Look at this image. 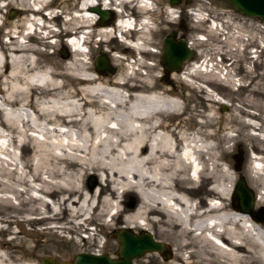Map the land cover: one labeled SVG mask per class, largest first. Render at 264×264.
Returning <instances> with one entry per match:
<instances>
[{
  "label": "bare ground",
  "instance_id": "1",
  "mask_svg": "<svg viewBox=\"0 0 264 264\" xmlns=\"http://www.w3.org/2000/svg\"><path fill=\"white\" fill-rule=\"evenodd\" d=\"M56 1L63 3V13L52 11L46 18L41 10L47 0H0V32L6 35L5 39L0 38V110L4 113L3 123H0V203L24 209V220L30 217L26 213L34 208L44 218L48 197L56 207L52 213L54 218L57 214L69 213L68 221L73 227L81 225V229L95 210L97 214H110V217L118 215L116 197L120 187L121 194L132 191L129 195L132 202L138 197L134 209L125 214V226L138 225L151 236L150 228L156 227L173 247L171 258L158 260L159 264H264L263 219L224 201L228 197L227 186H231L234 179L220 165L219 160H226L221 146L218 142H208L210 136L201 130L189 135L183 128H171L164 123L158 112L170 109L160 105V101L175 110L179 108L178 103L166 95V90H149L151 73L138 80L133 78L136 74L133 70L142 67L143 54L139 50L143 49L142 37L144 42H153L155 23L150 25L146 15L138 23L129 16L121 19L124 13L120 18H113L117 12L110 5H116L117 9L124 1L132 5L134 0H102L101 7L111 13L101 21L90 9L95 5L93 0H79L74 8L72 4L67 5L68 0ZM138 1L142 7L151 2ZM31 5H36L35 9ZM3 7L14 13L10 16L2 13ZM151 8L154 10L152 4ZM173 11L166 8L168 17H172ZM36 17L38 25L34 21ZM31 24L46 31L45 37L51 36L54 29L59 33L79 32L75 46L68 47L74 54L67 63L75 70L74 81L79 86L70 90L57 80L56 69L60 65L44 62L42 58L48 54L35 45L38 40L27 33ZM135 24L140 30L131 31L130 27L134 28ZM142 27L148 29L144 31ZM128 32L136 35V40L131 41L126 36ZM91 33L99 37V45H110L114 50H119L116 44L124 41L132 45L137 57L132 61L126 57L130 66L134 65L132 70L119 75L87 73L83 58L89 52H85L84 47ZM252 37L254 35L249 34V38ZM199 38L203 36L187 40V47L197 45ZM231 44L234 45V41ZM241 48L233 46L231 50L235 51L231 57L238 55ZM123 58L112 55L115 63H121ZM234 60L232 58L230 63ZM190 61L185 67L183 63L180 72H173L172 77L183 78L200 91L206 88L207 98L213 103L229 104L207 88L212 84L220 87L218 80L214 81L216 72L212 65ZM247 71L250 72L248 68ZM227 73L222 79L230 81ZM195 78L204 80V84L196 85ZM127 90L135 91L127 94ZM249 99L247 103H251ZM212 107L206 120L213 118ZM74 129L76 136L72 137L70 131ZM227 167L230 168L229 163ZM86 171L100 174L97 192L83 186ZM259 184L264 187V181ZM210 194L219 197L218 204L205 202V196ZM253 200L251 210L257 211L264 197L257 192ZM111 208L116 211L109 213ZM53 226L62 232L71 231L66 224L50 227ZM1 228L4 229L0 221ZM10 232L9 241L0 240V264H43L27 259L22 252L27 241L20 238L17 231ZM161 244L163 251L164 244ZM148 252H151L150 257L156 254L154 250Z\"/></svg>",
  "mask_w": 264,
  "mask_h": 264
},
{
  "label": "rangeland",
  "instance_id": "2",
  "mask_svg": "<svg viewBox=\"0 0 264 264\" xmlns=\"http://www.w3.org/2000/svg\"><path fill=\"white\" fill-rule=\"evenodd\" d=\"M74 2L75 0H68L67 5L72 4L74 8ZM152 2L156 5V9L152 13L154 15L152 16L153 24L155 23L157 27L154 37L151 38L153 40L154 50L151 54L145 52L148 59L146 62H142L144 65H142L138 71L133 70L136 74L134 77L131 76V78L133 77L134 80H138L151 73V87L149 90H157L159 92H164V90H166V95L175 99L178 103L179 108L175 110L174 107L170 108V106H167L165 101H160V105L170 109L168 112H158L164 123L168 124L171 128L174 126L175 128H183L189 135L201 130L203 134H208L210 136L208 142L210 141L212 144L218 142L217 144L221 146L226 155V160H219L220 165L223 169H227L231 176L233 175L232 177L234 179L233 184L227 186L228 197L224 200L227 204L233 203L236 205V198L232 195V189L234 181L239 176L243 177L246 185L254 191L253 197L254 193L257 192H260L264 197V187L259 184L260 181H264V20L258 19L255 16L242 15L233 10L231 6L223 0H179V2L173 5H171L168 0H152ZM167 7L175 8L177 10L175 13L176 15L168 17L164 12V9ZM187 9L200 12L196 14L203 16V20H194V17ZM1 12L7 13L8 15L10 10L3 7ZM204 16H214V19H216V17L219 18L221 20L220 26L214 29L211 28V30L214 31H210V25H207L208 19H205ZM172 31L174 37L177 38L181 36L184 38L185 42L190 38L194 40L200 36H205L207 38H204V40L199 39L197 45L194 44L193 47H190L195 54L187 61L199 62L203 52H208L209 55L212 53L209 59L217 57L216 53L219 54L220 61L224 62L220 63L219 72L225 74L230 71L229 74L227 73V76L230 77V81L221 80L222 77H220L219 74L216 75L214 72L215 80L214 78L213 80L215 82L218 80L217 83L220 87L217 85L216 87L213 84L212 86H208L229 104H222L217 101L214 103L211 102L207 98L206 94L209 93V91L206 88H204V91H200L198 88L189 85L187 80L179 77H172V73L175 71L165 72L163 70L160 59L162 37L165 33H170ZM238 33L240 34L238 35ZM249 34L252 36L254 35V37H252L253 39H250L251 37L249 38ZM229 39H231V42L228 41ZM232 41H234V45H230ZM87 46V52L89 53L83 58V60H86L85 71L87 73H93L96 76L100 74L96 73L93 66L94 56L99 54L100 51H105L103 53L106 54L109 63L115 68L112 74L103 73L104 75H119L124 72H129L130 69L132 70L134 67L132 64L130 66V62L127 58H123L121 63H115L112 59V55L114 54L124 57L122 55L123 53H129V49L124 48L123 44H116L119 50H114L111 49L110 45H99L95 43L94 40H89ZM233 46L243 48L239 50L238 55L236 54L234 57H231L232 52L235 51L231 50ZM252 47H255V49L251 50ZM224 50L227 51L223 52ZM196 51H199V53L196 54ZM62 52L66 54L63 55ZM46 53L48 57L44 56L42 58L44 62H56L60 65L56 69L58 72L56 77L59 82L65 84V88L72 90L73 87L80 85L76 84L74 81L76 79L74 76L75 70L67 66L69 57L74 53L66 44L62 43L61 40H57L54 46L51 47L50 50H47ZM252 53L256 54L252 55ZM232 58H235V60L230 63ZM187 61L184 62V67L187 65ZM150 65H154L151 70L148 68ZM183 66H181V68ZM221 66H224V69ZM231 66L232 69L230 68ZM127 68L129 71H127ZM181 68L179 70H181ZM247 68L250 72L247 71ZM179 72L176 71V73ZM195 84L202 85L204 84V80L202 81L200 78H195ZM134 91L135 90H127V94H133ZM248 98H250L249 101L251 103H247ZM209 104H211V106ZM235 106L237 109H235ZM209 107H212L214 110L211 121L206 120ZM240 110H242V112ZM1 120L0 123H3V120ZM246 123L250 125H246ZM59 127L62 130H66L63 126ZM75 131V129L70 131L72 137L76 136ZM17 152L16 150V153ZM233 161H237L235 166L232 165ZM206 162L208 164V161ZM227 163L230 164V168L227 167ZM100 177V174L96 171H86L82 177L83 186L97 192V185ZM90 181L92 183L91 185H89ZM117 191L119 194V196L116 197V199L119 200V216L115 215L110 217V214L101 215L97 214L98 210L93 211L90 218H92L94 222V228H87V233H84L87 235L90 234L91 238L87 236L82 237V235H80L81 231L79 228L81 225H76V227L72 226V222L68 221V219H70L69 213H60L54 218L52 213L56 207L48 197H46L48 208H44L45 217L43 218V215L34 208L26 213L28 216L31 215L28 217V221L23 219V215L25 214L24 209L0 203V221L4 228L0 230V240L4 243L9 241L12 234L10 231H17L16 234L27 241L25 249L22 250L20 248L22 252L25 253L26 258H32L33 260L41 262V257L46 255L51 259H56L55 263L51 262L50 264H62L64 260H71L73 255L79 251L105 252L111 257H117L118 244L115 235L120 228H127L134 233L146 230L138 225L133 227L125 226V220H123L125 214L134 209L138 203V197L135 202H132L129 196L130 194L132 195V191L127 190V192L121 194L122 188L120 187ZM208 198H217V195H206L205 202ZM254 202L253 200V203ZM261 207L264 210V202L261 203ZM108 211L115 212L116 208H111ZM47 216L48 218H46ZM61 223L70 226L71 231L64 230L62 232L58 227H50ZM150 230L153 232V238L164 244L163 251L159 253L156 251V254H153L151 257L149 256L151 252L146 251L134 258L133 264H135L134 262L137 264H159L158 260L171 258L173 247L167 244L165 238L158 232L156 227H151Z\"/></svg>",
  "mask_w": 264,
  "mask_h": 264
},
{
  "label": "water",
  "instance_id": "3",
  "mask_svg": "<svg viewBox=\"0 0 264 264\" xmlns=\"http://www.w3.org/2000/svg\"><path fill=\"white\" fill-rule=\"evenodd\" d=\"M170 4H175L179 0H168ZM227 2L233 10L246 15L255 16L264 20V0H223ZM93 11L99 15V21L104 20L110 15L106 9L97 5L91 6ZM11 11L8 15H12ZM173 31L165 33L162 37V50L160 53L161 64L165 72L179 71L182 64L191 59L194 51L187 47L183 37H174ZM63 53V52H62ZM66 54V53H65ZM63 53V55H65ZM93 66L97 73L109 74L115 68L112 66L106 54L99 52L93 59ZM91 181L89 185H91ZM232 195L236 198V206L243 212H249L259 219H264V210L260 207L257 211H252L253 192L246 185L243 177L239 176L234 181ZM117 241V257H111L105 252H76L71 260H64L62 264H133V259L140 256L146 251L162 252V244L155 240L148 231L141 230L139 233H134L127 228H120L115 235ZM43 264L55 263L56 259H51L49 256L41 257Z\"/></svg>",
  "mask_w": 264,
  "mask_h": 264
}]
</instances>
